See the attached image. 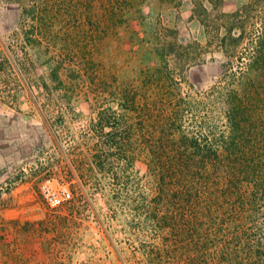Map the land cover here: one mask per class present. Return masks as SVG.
<instances>
[{"label":"rangeland","instance_id":"1","mask_svg":"<svg viewBox=\"0 0 264 264\" xmlns=\"http://www.w3.org/2000/svg\"><path fill=\"white\" fill-rule=\"evenodd\" d=\"M0 109V264H264L263 197L206 169L177 211L154 169L264 158V0H0Z\"/></svg>","mask_w":264,"mask_h":264},{"label":"trees","instance_id":"2","mask_svg":"<svg viewBox=\"0 0 264 264\" xmlns=\"http://www.w3.org/2000/svg\"><path fill=\"white\" fill-rule=\"evenodd\" d=\"M230 34H232L231 31ZM227 36L222 38L224 43ZM260 152H264V149ZM154 169L158 179L160 198L162 200L164 198L169 205L176 204L177 211H188L187 209L197 213L200 211L203 195L200 194L199 187L208 184L211 177L209 172L206 173V169L222 170L226 173V185L229 183V189L226 190L225 186L222 195L238 212L247 205L253 206L257 196L264 198V158L258 161H228L221 165L202 163L193 159L161 160L154 164ZM243 185H247L248 189L245 190ZM230 197L234 199L231 200ZM209 202L210 198L206 204ZM173 214L174 212H169L168 216H164L165 219L162 220L167 221Z\"/></svg>","mask_w":264,"mask_h":264},{"label":"crops","instance_id":"3","mask_svg":"<svg viewBox=\"0 0 264 264\" xmlns=\"http://www.w3.org/2000/svg\"><path fill=\"white\" fill-rule=\"evenodd\" d=\"M224 1V5L226 7H228L229 10H240V8L248 2V0H223ZM184 3H189V2H193V0H183ZM193 21L195 20V17L193 16ZM23 124V119L15 117V116H11L8 112H2V110L0 109V140L4 141L5 139H12L14 138L13 136H11V131L9 130L10 127L12 126H16L19 127V125ZM22 135L20 137H16V139L21 138ZM22 139V138H21ZM1 142H0V156H1ZM7 147V145H6Z\"/></svg>","mask_w":264,"mask_h":264},{"label":"built area","instance_id":"4","mask_svg":"<svg viewBox=\"0 0 264 264\" xmlns=\"http://www.w3.org/2000/svg\"><path fill=\"white\" fill-rule=\"evenodd\" d=\"M47 196L52 204H59L62 200L69 199L71 192L69 189H63L61 195L49 192Z\"/></svg>","mask_w":264,"mask_h":264}]
</instances>
